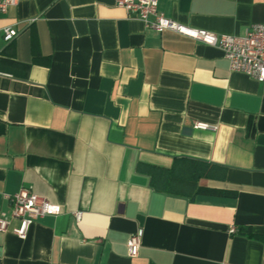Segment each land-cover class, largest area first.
Wrapping results in <instances>:
<instances>
[{
  "label": "crops",
  "instance_id": "1",
  "mask_svg": "<svg viewBox=\"0 0 264 264\" xmlns=\"http://www.w3.org/2000/svg\"><path fill=\"white\" fill-rule=\"evenodd\" d=\"M157 10L218 36L264 23V0ZM22 187L60 214L23 239L10 220L0 264H264V84L114 0H17L0 16V217Z\"/></svg>",
  "mask_w": 264,
  "mask_h": 264
},
{
  "label": "built area",
  "instance_id": "2",
  "mask_svg": "<svg viewBox=\"0 0 264 264\" xmlns=\"http://www.w3.org/2000/svg\"><path fill=\"white\" fill-rule=\"evenodd\" d=\"M16 3L17 0H0V16L6 14L8 9ZM114 3L129 17L141 21L146 28L157 33L171 31L196 42L218 48L228 62L230 71L242 73L264 84V23L250 25L242 36H218L205 30L180 25L164 17L157 10V0H114ZM1 33L5 43L10 42L17 35V31L11 26L3 27ZM193 128L213 129L212 126L201 122H196ZM7 198L11 203V208L8 215L0 217V232L7 230L10 220H17L19 226L12 232L21 239L26 237L30 226L36 219L60 214L58 206L49 204L36 195L30 187H22ZM74 217L78 221L81 215L74 213ZM233 232L234 229L230 228L229 233ZM140 240V230L131 234L126 240V253L129 258L137 256Z\"/></svg>",
  "mask_w": 264,
  "mask_h": 264
},
{
  "label": "trees",
  "instance_id": "3",
  "mask_svg": "<svg viewBox=\"0 0 264 264\" xmlns=\"http://www.w3.org/2000/svg\"><path fill=\"white\" fill-rule=\"evenodd\" d=\"M200 192L207 193V194H214V195H224V196L226 195L224 193H220V192H217V191L200 190Z\"/></svg>",
  "mask_w": 264,
  "mask_h": 264
}]
</instances>
